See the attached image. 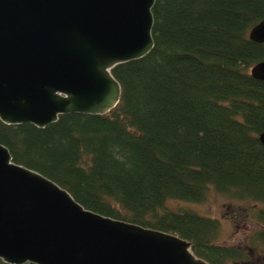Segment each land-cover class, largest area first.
<instances>
[{
    "label": "trees",
    "instance_id": "trees-1",
    "mask_svg": "<svg viewBox=\"0 0 264 264\" xmlns=\"http://www.w3.org/2000/svg\"><path fill=\"white\" fill-rule=\"evenodd\" d=\"M151 12V52L111 70L113 110L42 129L0 120V145L84 209L177 236L209 264L252 258L217 244V220L166 202L201 203L212 189L260 205L252 247L264 258V82L250 75L264 44L248 37L264 0H155Z\"/></svg>",
    "mask_w": 264,
    "mask_h": 264
},
{
    "label": "water",
    "instance_id": "water-1",
    "mask_svg": "<svg viewBox=\"0 0 264 264\" xmlns=\"http://www.w3.org/2000/svg\"><path fill=\"white\" fill-rule=\"evenodd\" d=\"M155 0H0V120L39 129L119 103L111 74L154 47ZM264 44V19L248 35ZM250 75L264 82V61ZM264 148V131L259 136ZM5 264H209L177 236L84 209L0 145Z\"/></svg>",
    "mask_w": 264,
    "mask_h": 264
},
{
    "label": "rangeland",
    "instance_id": "rangeland-1",
    "mask_svg": "<svg viewBox=\"0 0 264 264\" xmlns=\"http://www.w3.org/2000/svg\"><path fill=\"white\" fill-rule=\"evenodd\" d=\"M166 207L174 212L190 210L200 216L217 220L220 226L217 244L250 250L252 261L248 264H264L261 250L252 247L254 234L262 229V225L253 215V210L260 209V205L230 200L211 189L201 203L169 200Z\"/></svg>",
    "mask_w": 264,
    "mask_h": 264
}]
</instances>
